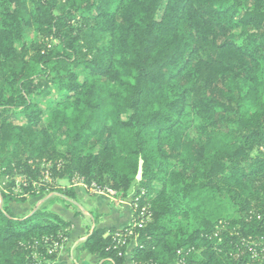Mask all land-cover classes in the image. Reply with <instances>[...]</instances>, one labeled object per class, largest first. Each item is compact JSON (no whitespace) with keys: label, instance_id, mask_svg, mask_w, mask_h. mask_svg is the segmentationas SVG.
Returning <instances> with one entry per match:
<instances>
[{"label":"trees","instance_id":"obj_1","mask_svg":"<svg viewBox=\"0 0 264 264\" xmlns=\"http://www.w3.org/2000/svg\"><path fill=\"white\" fill-rule=\"evenodd\" d=\"M50 84L62 99L43 123ZM73 176L151 199L131 249L112 230L83 242L105 262L248 264L255 250L264 264V0H0V264L57 259L71 224L9 205L56 193L70 208L57 182Z\"/></svg>","mask_w":264,"mask_h":264},{"label":"crops","instance_id":"obj_2","mask_svg":"<svg viewBox=\"0 0 264 264\" xmlns=\"http://www.w3.org/2000/svg\"><path fill=\"white\" fill-rule=\"evenodd\" d=\"M62 188H71L75 193L73 206L66 208L57 200L56 193L45 197L34 198V203L27 202L30 210L24 216H29L35 210H49L71 224L64 246L57 259L51 264H113L104 261L99 255H92L83 249V242L95 229L120 231L128 227L133 219L132 191L129 197L118 199L106 195H94L79 180H61ZM27 204V205H28ZM34 206V207H33ZM13 214L25 212V204L9 205ZM128 255V254H127ZM124 264H133L127 256Z\"/></svg>","mask_w":264,"mask_h":264},{"label":"rangeland","instance_id":"obj_3","mask_svg":"<svg viewBox=\"0 0 264 264\" xmlns=\"http://www.w3.org/2000/svg\"><path fill=\"white\" fill-rule=\"evenodd\" d=\"M31 41V42H30ZM38 41V38L36 37V35L34 34V32L32 31V29L30 28L27 32H26V35H25V38H24V40H23V42H30V43H34V42H37ZM21 46V44L20 43H17V47H20ZM62 99V94H61V92H59L58 91V88H56L53 84H50V94H49V96L48 97H45V99H41L40 100V102L42 103V107H44V109H47L46 111H45V114H43V116H42V118H43V123H48V122H50L49 121V119H47L48 118V114H49V111L55 106V104L57 103V101H60ZM16 120H14V123L16 124V125H21V123H23V121H24V119H23V117H21V116H18L17 118H15ZM181 133H182V136H183V138L185 139V140H191V139H195L196 137H197V133H196V129H195V124L194 123H191L190 124V126H189V128L188 129H186V130H183V131H181ZM175 167V169H176V171L177 170H180V165L179 164H177L176 163V165L174 166ZM41 168H44V171H42V174H41V176L43 177V181H45V182H48V183H51V179H50V173H49V170L48 169H50V165L49 164H46V163H43V164H41ZM21 176H17L16 177V179L14 180L15 181V186L12 188V191H14V193H21L22 192V188H24L25 186H28V182H29V180H27V182H23L22 180H20L19 178H20ZM5 180H7L6 178H5ZM72 181L73 180H79V177L78 176H73V178L71 179ZM21 183H23V184H25V185H23V184H21ZM61 181V180H60ZM60 181H58L57 182V184H58V186H60V184H59V182ZM80 181V180H79ZM3 182H5L6 183V181H3ZM81 182V181H80ZM4 183V184H5ZM53 183V182H52ZM4 184L2 183V180L0 179V190L1 189H3L4 188ZM35 185V184H34ZM33 185V183H32V186H34ZM57 187V186H56ZM61 187V186H60ZM62 188V187H61ZM134 189H136L135 187H133V189L131 190V192L132 191H134ZM47 190V189H46ZM37 192H38V190H37ZM135 192H136V190H135ZM95 195V194H94ZM136 195V194H135ZM46 196V194H41V195H39L37 198H42V197H45ZM144 197V196H143ZM142 197V199H141V202H142V204L143 203H145L146 205H147V208H148V210H149V212L151 213L152 212V209H151V199L150 198H148L147 196L145 197V198H143ZM116 198H118V199H121V198H119L118 196H116ZM36 199V198H35ZM34 201V199H27L25 202H23V203H11L10 205H20V204H25V206H26V208L25 209H27L24 213L23 212H20V213H15V214H13V216L15 217V218H24V217H22V216H24L27 212H29V210H30V205L31 204H28L27 202H30V203H34L33 202ZM28 204V205H27ZM34 207V206H33ZM226 211H227V213L229 212L231 215H233V217H235V213H234V209L232 208V207H230V206H227V209H226ZM180 226H181V224H179V222L178 223H176V226L174 227V231H173V236H171L170 238H169V242H171V243H175V240H177L176 239V237H178L179 238V232L181 231V230H184V227L182 226L181 228H180ZM181 229V230H180ZM175 237V238H174ZM53 249H57V248H55V247H53ZM61 250V249H60ZM191 251H193V248H191ZM34 256L35 255H33V258H34ZM33 260V259H32ZM43 262L42 261H40V260H37V264H42Z\"/></svg>","mask_w":264,"mask_h":264},{"label":"built area","instance_id":"obj_4","mask_svg":"<svg viewBox=\"0 0 264 264\" xmlns=\"http://www.w3.org/2000/svg\"><path fill=\"white\" fill-rule=\"evenodd\" d=\"M19 179L22 180L23 182L24 181L26 182L25 178L22 176ZM79 180L82 182L81 178H79ZM87 189L89 190V192L95 195H106L111 197L117 196V194L113 190L108 188H101L94 183L91 184ZM143 196L144 193H140V195H134V197L132 198L133 211H134L132 223L124 230L117 231L113 234V237L115 238V246L118 247L119 249H131V247L135 246L136 245L135 237H134L135 230L143 229L151 221V213L149 212L147 205L145 203L142 204L141 202ZM243 244L246 246V248H248L246 242L243 241ZM251 245H254V243H251ZM54 247L57 248V244H54ZM250 251H251V256L248 264H256V262L260 261L261 256L260 254L255 252V250H250ZM263 251L264 249L261 250V253Z\"/></svg>","mask_w":264,"mask_h":264},{"label":"water","instance_id":"obj_5","mask_svg":"<svg viewBox=\"0 0 264 264\" xmlns=\"http://www.w3.org/2000/svg\"><path fill=\"white\" fill-rule=\"evenodd\" d=\"M140 177H141V167H139V171H138V174L136 176V180L139 181Z\"/></svg>","mask_w":264,"mask_h":264}]
</instances>
